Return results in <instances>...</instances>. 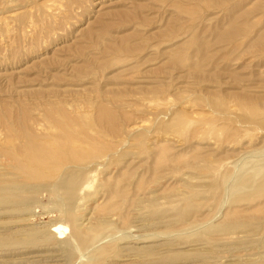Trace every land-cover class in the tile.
I'll return each mask as SVG.
<instances>
[{
    "label": "rangeland",
    "instance_id": "rangeland-1",
    "mask_svg": "<svg viewBox=\"0 0 264 264\" xmlns=\"http://www.w3.org/2000/svg\"><path fill=\"white\" fill-rule=\"evenodd\" d=\"M0 183V264H264V0H0Z\"/></svg>",
    "mask_w": 264,
    "mask_h": 264
},
{
    "label": "bare ground",
    "instance_id": "bare-ground-1",
    "mask_svg": "<svg viewBox=\"0 0 264 264\" xmlns=\"http://www.w3.org/2000/svg\"><path fill=\"white\" fill-rule=\"evenodd\" d=\"M14 161V160H13ZM18 165V164H17ZM14 167V166H13ZM17 177V176H16ZM6 183H8V182H6ZM11 183H13V182H11ZM0 185H2L1 183H0ZM8 185V184H7ZM13 185V184H12ZM15 185H17V182H16V184ZM61 184L59 183V184H54V186H53V190H51L52 189V186H51V189L49 188V190L51 191V192H53V193H57V191H58V189H59V186H60ZM3 186V185H2ZM4 186H5V184H4ZM49 186V184H33V185H30V186H28V185H26V184H23V185H21V186H16V188L15 189H13V192H15V193H20V194H22L23 193V191H24V189L26 188V187H29L32 191H34V192H37V191H39L41 188H45V187H48ZM1 187V186H0ZM8 187H9V185H8ZM8 187H6V188H8ZM50 187V186H49ZM12 188V187H11ZM2 189V188H1ZM0 189V190H1ZM3 190H4V187H3ZM8 190V189H7ZM31 191V192H32ZM6 192V191H5ZM12 192V193H13ZM29 192V191H28ZM11 194V193H10ZM57 195V194H56ZM14 196V195H13ZM16 196H17V194H16ZM6 197H7V195H6ZM18 197V196H17ZM17 197H15V198H17ZM51 197V196H50ZM10 199V197L8 196L7 197V199ZM12 199H14V198H11L10 199V201L12 200ZM19 199V201H20V199H21V201H24V200H26L25 198H23V196L22 195H20V197L19 198H17V199H15V200H18ZM14 200V201H15ZM27 205V204H26Z\"/></svg>",
    "mask_w": 264,
    "mask_h": 264
}]
</instances>
